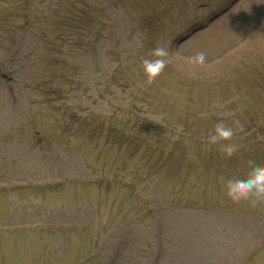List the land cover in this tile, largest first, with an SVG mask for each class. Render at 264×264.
Masks as SVG:
<instances>
[{"label":"rangeland","instance_id":"obj_1","mask_svg":"<svg viewBox=\"0 0 264 264\" xmlns=\"http://www.w3.org/2000/svg\"><path fill=\"white\" fill-rule=\"evenodd\" d=\"M250 160L264 0H0V264H264Z\"/></svg>","mask_w":264,"mask_h":264},{"label":"clouds","instance_id":"obj_2","mask_svg":"<svg viewBox=\"0 0 264 264\" xmlns=\"http://www.w3.org/2000/svg\"><path fill=\"white\" fill-rule=\"evenodd\" d=\"M169 53L163 47H155L151 50V58H144L141 61L143 71L149 81L159 76L167 66V57ZM205 53L197 52L191 60L194 64H203L205 62ZM234 135L233 128L223 122H218L210 140L214 143L218 140H230ZM226 153L231 156L236 149V145L227 144L224 146ZM226 191L229 197L240 200H251L253 203L264 200V164L255 160L248 162V170L234 174L226 182Z\"/></svg>","mask_w":264,"mask_h":264},{"label":"trees","instance_id":"obj_3","mask_svg":"<svg viewBox=\"0 0 264 264\" xmlns=\"http://www.w3.org/2000/svg\"><path fill=\"white\" fill-rule=\"evenodd\" d=\"M93 259H88V260H86L85 262H83V264H87V263H89V262H91Z\"/></svg>","mask_w":264,"mask_h":264}]
</instances>
